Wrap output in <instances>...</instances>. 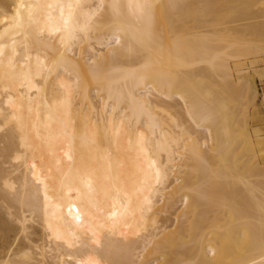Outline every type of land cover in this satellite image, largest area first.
Returning a JSON list of instances; mask_svg holds the SVG:
<instances>
[{
    "label": "bare ground",
    "instance_id": "1",
    "mask_svg": "<svg viewBox=\"0 0 264 264\" xmlns=\"http://www.w3.org/2000/svg\"><path fill=\"white\" fill-rule=\"evenodd\" d=\"M262 53L264 0H0V264H264Z\"/></svg>",
    "mask_w": 264,
    "mask_h": 264
},
{
    "label": "rangeland",
    "instance_id": "2",
    "mask_svg": "<svg viewBox=\"0 0 264 264\" xmlns=\"http://www.w3.org/2000/svg\"><path fill=\"white\" fill-rule=\"evenodd\" d=\"M257 56L242 58L240 59V62L239 60H236L235 62H238V64L232 62V69L236 80H238V77L242 74H246L249 78H253H250V80L255 84L254 86L257 92L254 102H250L247 105L250 112L249 124L252 126V130H257L264 138V53H262V55L260 54L258 57ZM239 63H241L240 68ZM234 65H236V67H234Z\"/></svg>",
    "mask_w": 264,
    "mask_h": 264
},
{
    "label": "snow or ice",
    "instance_id": "3",
    "mask_svg": "<svg viewBox=\"0 0 264 264\" xmlns=\"http://www.w3.org/2000/svg\"><path fill=\"white\" fill-rule=\"evenodd\" d=\"M145 7H150V5H145Z\"/></svg>",
    "mask_w": 264,
    "mask_h": 264
}]
</instances>
